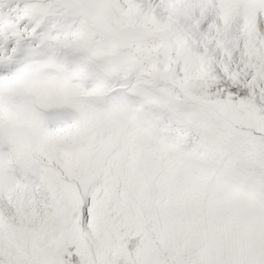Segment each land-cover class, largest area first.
Here are the masks:
<instances>
[{"label": "snow or ice", "instance_id": "1", "mask_svg": "<svg viewBox=\"0 0 264 264\" xmlns=\"http://www.w3.org/2000/svg\"><path fill=\"white\" fill-rule=\"evenodd\" d=\"M0 264H264V0H0Z\"/></svg>", "mask_w": 264, "mask_h": 264}]
</instances>
